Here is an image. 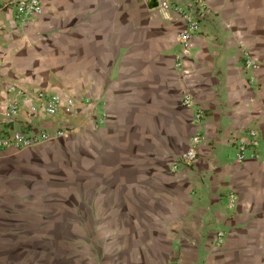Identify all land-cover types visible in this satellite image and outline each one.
<instances>
[{"label":"crops","instance_id":"1","mask_svg":"<svg viewBox=\"0 0 264 264\" xmlns=\"http://www.w3.org/2000/svg\"><path fill=\"white\" fill-rule=\"evenodd\" d=\"M205 1L184 49L187 0H44L27 23L0 0V137L67 130L0 151V264H264V144L236 149L264 135V0Z\"/></svg>","mask_w":264,"mask_h":264},{"label":"built area","instance_id":"2","mask_svg":"<svg viewBox=\"0 0 264 264\" xmlns=\"http://www.w3.org/2000/svg\"><path fill=\"white\" fill-rule=\"evenodd\" d=\"M187 6L176 5L175 8L180 12L184 21L185 28L178 34V41L184 49L189 48L192 38L198 33L202 21L208 14V5L205 0H187ZM44 0H16V18L22 23H27L43 12ZM247 65L255 67L256 63L250 58H247ZM3 74L0 68V104L2 103L1 90H2ZM7 90L14 93L16 96L9 102L8 109L12 116H17L21 110L20 100L27 96L26 91L17 85L8 86ZM37 102H39L40 108H42L47 114L53 116L56 115L63 103L68 107L74 106V100L71 98H64L60 94L49 93L45 91H38L33 96ZM194 103L193 98L187 94L183 98L184 105H190ZM36 105L31 106L32 111L38 109ZM203 117L200 111L196 120L201 121ZM67 135L66 129H59L54 134L47 131H42L40 134H25L23 132L15 131L12 135L0 137V151L5 150L11 146H18L21 148L31 147L35 144L47 141L52 137H62ZM206 142V138L203 135H195L191 138L189 147L180 155L179 164L192 165L198 159V149ZM264 144V135L260 134L258 130L251 129L248 133V141H240L236 145L237 158L239 160H245L246 158L258 157V149ZM222 235V234H220ZM219 240L221 237H218Z\"/></svg>","mask_w":264,"mask_h":264},{"label":"rangeland","instance_id":"3","mask_svg":"<svg viewBox=\"0 0 264 264\" xmlns=\"http://www.w3.org/2000/svg\"><path fill=\"white\" fill-rule=\"evenodd\" d=\"M184 152V151H183ZM71 239L77 240V239H81L82 236L77 234V233H71Z\"/></svg>","mask_w":264,"mask_h":264}]
</instances>
